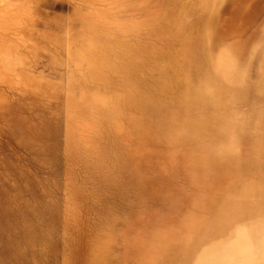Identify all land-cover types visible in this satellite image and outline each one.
I'll return each instance as SVG.
<instances>
[{"label":"rangeland","instance_id":"1","mask_svg":"<svg viewBox=\"0 0 264 264\" xmlns=\"http://www.w3.org/2000/svg\"><path fill=\"white\" fill-rule=\"evenodd\" d=\"M0 264H264V0H0Z\"/></svg>","mask_w":264,"mask_h":264}]
</instances>
